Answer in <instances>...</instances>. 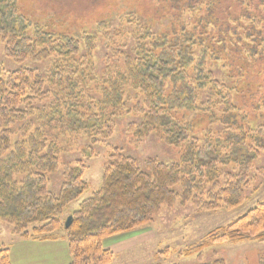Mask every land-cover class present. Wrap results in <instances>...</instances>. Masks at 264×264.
I'll use <instances>...</instances> for the list:
<instances>
[{
    "label": "trees",
    "instance_id": "16d2710c",
    "mask_svg": "<svg viewBox=\"0 0 264 264\" xmlns=\"http://www.w3.org/2000/svg\"><path fill=\"white\" fill-rule=\"evenodd\" d=\"M155 2L166 28L130 8L131 31L118 46V66L99 76L94 37L55 36L42 29L30 35L31 22L19 13L17 0H0L6 57L17 64L54 59L47 74L0 67V224L12 225L13 235L23 239L55 240L62 234L70 264H112L115 254L104 247L106 240L149 226L163 207L179 201L205 212L241 207L253 164L264 153V126L252 128L244 116L238 120L242 110L234 102V88L218 78L213 65L228 49L233 52L228 63L239 68L243 51L259 53L245 41L264 24L257 12H264V0L248 5L245 0ZM107 28L104 22L96 25L99 32ZM259 31L262 49L264 32ZM129 92L139 100L134 108L128 107ZM134 112L141 121L131 123L128 132L140 140L155 134L169 146L183 147L181 162L150 159L141 166L114 149L101 188L71 214L66 229L64 211L89 189L84 179L89 168L82 160L66 164L57 194L50 191L48 176L59 171L66 152L79 150L95 159L93 147L113 137L117 118ZM191 114L209 121L201 138ZM80 139L87 145L78 148ZM251 238L264 242V202L212 232L187 255ZM9 253L0 248V264H11Z\"/></svg>",
    "mask_w": 264,
    "mask_h": 264
},
{
    "label": "rangeland",
    "instance_id": "374dc122",
    "mask_svg": "<svg viewBox=\"0 0 264 264\" xmlns=\"http://www.w3.org/2000/svg\"><path fill=\"white\" fill-rule=\"evenodd\" d=\"M249 1L245 0V4L248 5ZM17 7L19 13L31 22L30 35L35 29H42L55 36L84 33L94 37L96 47L93 60L99 76L109 68L118 66V46L124 42V34L131 31L127 21L131 10H136L140 15L147 13L148 16H154L158 20L156 25L160 29L166 28V21L160 19L163 14L158 10L162 7L155 0H17ZM257 12L264 16L263 10ZM186 15L189 16L190 13ZM101 22L109 27L106 31L96 30V25ZM246 23L248 24L247 21ZM258 29L264 32V24L258 26ZM258 29L257 36L261 34ZM257 36L245 43L252 50L257 48L259 53L243 51L239 57L241 60L238 61L241 68L234 67L226 59L233 56L232 49L222 53L221 60L213 63L218 78L234 88V102L242 110V116L238 120L241 121L244 116L252 128L264 126V48H258ZM241 49L240 46L239 52ZM235 52H238L237 49ZM53 61L54 59L45 63L27 61L17 64L6 57L5 42L0 40V67L6 71L25 67L47 74ZM138 101L136 94L129 92L128 107L134 108ZM199 118L195 114L189 115L195 126V134L201 138L209 121L206 116ZM140 121V115L135 112L117 118L113 137L93 147L95 159L82 156L79 150L63 154L59 171L48 176L52 193L57 194L61 188L66 164L82 160L89 168L84 177L89 189L65 209V220L78 210L84 200L101 188L105 165L114 149L136 159L141 166L150 159L166 164L181 162L183 147L169 146L155 134L140 140L128 132L131 123ZM81 141L78 148L83 147L84 143L87 145L84 139ZM263 172L264 153L253 164L245 204L235 210L229 211L221 207L216 212H205L192 202L183 205L179 201L172 208L163 207L149 226L106 240L104 247L115 254L112 264H206L217 259H222L227 264H261L264 242L253 238L241 243L215 244L192 256L187 253L208 241L212 232L230 225L257 204L264 202ZM3 246L10 250L11 264H70L72 261L68 241L62 234L55 240L23 239L13 235L12 225L1 223L0 248Z\"/></svg>",
    "mask_w": 264,
    "mask_h": 264
},
{
    "label": "water",
    "instance_id": "95a60500",
    "mask_svg": "<svg viewBox=\"0 0 264 264\" xmlns=\"http://www.w3.org/2000/svg\"><path fill=\"white\" fill-rule=\"evenodd\" d=\"M72 222H73V217L72 216L68 217L65 222V228L68 229L72 225Z\"/></svg>",
    "mask_w": 264,
    "mask_h": 264
}]
</instances>
